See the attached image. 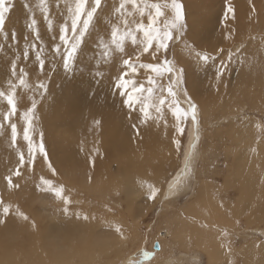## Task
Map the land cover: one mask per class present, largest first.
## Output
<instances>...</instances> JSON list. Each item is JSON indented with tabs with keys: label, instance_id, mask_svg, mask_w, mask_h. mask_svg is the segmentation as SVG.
I'll return each mask as SVG.
<instances>
[{
	"label": "rangeland",
	"instance_id": "rangeland-1",
	"mask_svg": "<svg viewBox=\"0 0 264 264\" xmlns=\"http://www.w3.org/2000/svg\"><path fill=\"white\" fill-rule=\"evenodd\" d=\"M115 1L119 5L120 0ZM199 1L180 0L184 5L186 34L195 41L199 50L212 53L214 58L206 64L199 62L182 45L171 50L168 55L170 60H175L178 66L185 69L181 88L187 90L188 95L198 107V123L193 125L189 119L184 124V134L178 136L175 131V118L165 109L168 120L161 152L163 148L165 150L158 161L160 169L153 167L163 176L153 172L155 174L152 173V180H142L143 183L138 185L141 188L140 191H137L135 185L130 187L129 195L122 191H114L111 196H92L87 208L82 205V201H87V195L82 196L80 201L79 197H71L76 205L79 204V207L70 208L67 214L42 211L39 213L41 218L38 225L44 231L46 229L51 231L56 225H62L63 229H68L67 226H69L70 230L63 232L62 235L69 242L71 234H80V230L71 226L73 222L78 229L80 226L85 230L90 228H94V231L99 230V233L94 234L95 237H93L97 245H94L92 251L97 256L91 264H134L137 261L139 264H164L165 261H168L167 264H264V82L255 81V74L253 81L249 80L252 76L246 78L245 65L249 61L243 56L245 49L256 47L255 52L264 60V32L256 33L257 42L247 41L250 37L242 36L241 39L231 41L227 32L228 19L224 18V13L231 2L201 0V3ZM21 2L22 0H11V11L6 14L3 32L7 33V37L0 33V45H3V50H0L1 64L13 60V54L17 52V49L21 50L25 46V42L15 43L12 39L13 35L19 31L31 32L29 28L31 19H28L25 13L24 18L19 19L22 14L20 13L22 12ZM147 2L170 3V0H147ZM214 19L218 20L217 26L215 29H209L208 23L214 22ZM45 26L46 22L43 19L37 20L38 30H42ZM191 31L194 33L192 34ZM202 33L203 37L199 39L198 35ZM42 46L44 56L48 60L50 58L48 53L52 49L48 50L45 43ZM82 48L83 54L72 72L65 73L62 64H56L55 72H49L50 79L55 80L59 86L73 85V94H79V112L70 116L69 128L77 127V120L85 115L99 111L103 116L120 120L118 124L121 129L126 135L131 132L130 138L132 141L135 140L134 136L143 134L142 129L149 123L142 124L138 118V112L125 111L121 107L111 110L97 101L106 85L108 96H113L114 100H123L118 94H114L116 89L113 86L117 75L121 72L120 62L112 59L111 63L105 66L89 56L95 55L98 49L90 48L88 44L82 45ZM230 54L233 57L230 66L217 82L216 70L221 64L228 63ZM254 60L260 61L259 58ZM253 61L247 66L249 73L260 70L259 65L254 64ZM141 62L153 61L146 54L141 57ZM104 66L108 69L113 67L114 72L112 74L103 72L104 75L97 76V71ZM133 79L138 83L145 82L144 71L139 70ZM163 83L166 84L167 81L164 80ZM58 91L61 90L58 89ZM106 95L104 94L103 97ZM178 99L181 107L187 108L182 94L178 96ZM36 102L40 104L42 101ZM119 105L117 104L116 107ZM15 118L16 116H12L10 122ZM18 123L19 130L23 132L25 125L22 119ZM0 125H3L0 133L4 134L3 130L8 127V124L5 122ZM175 139L180 141V151H177V145L173 142ZM44 147L46 149L45 143ZM187 148L193 150L189 160L191 171L188 173L184 186L180 187L175 195H169V184L181 175V170L185 167ZM62 154L63 152L58 153L57 158ZM136 156L144 158L142 154ZM6 159L8 162L5 161L0 168V183L8 184L6 177L16 169L18 162ZM114 161L111 159L107 163L108 174L116 182L121 183L125 175L120 172L117 164L119 162ZM50 162L53 161L50 160ZM100 163L103 164V161L100 160ZM42 165L47 166L43 159L37 156L30 169L25 168L21 171H26L25 175L27 171H30L32 179L36 180L40 179L34 178V175L50 178L49 174H43L40 170ZM63 169L69 174V165H65ZM18 178L12 176L13 183H16ZM60 179L69 182L64 176ZM149 184L159 189L155 200L148 199ZM24 189L27 190L28 187ZM126 199L131 206L135 221L133 219L129 221V227L132 228L124 232L126 239L123 240L119 233L112 234L110 231H115L117 225L123 226L118 223L127 225V222L124 223L120 219L128 212ZM34 202L40 207L38 200ZM115 202L118 203L114 204ZM51 205L58 206L55 202ZM32 210L35 213L37 209ZM2 214L3 206L0 205V216ZM77 214L80 218H77ZM166 214L176 219L172 220L170 226L164 222L163 218ZM85 215L89 217L88 220L83 219ZM98 221L102 228H98ZM109 223H113L114 226L108 227ZM165 226L168 232L165 237H162L160 232ZM175 227H179L181 232L179 233V228ZM1 228L0 226V234L3 232ZM62 237L55 240V236L54 238L49 236L48 240L50 243L56 242V247L51 245L49 250H46L49 251L47 257L51 256L53 259L56 253L62 259L61 256L66 254L67 248L72 252L70 246L62 241ZM144 252L152 254L148 260L144 259Z\"/></svg>",
	"mask_w": 264,
	"mask_h": 264
},
{
	"label": "bare ground",
	"instance_id": "bare-ground-1",
	"mask_svg": "<svg viewBox=\"0 0 264 264\" xmlns=\"http://www.w3.org/2000/svg\"><path fill=\"white\" fill-rule=\"evenodd\" d=\"M228 1L231 2L230 6L234 10V13L229 14L227 24V26H229L227 32H231V36H229L231 41L238 38L241 39L242 36L243 38L250 37L247 38V41L253 40L254 42H257L255 40L256 33L264 32V0ZM39 2L40 0H22V12H20L22 14L19 19L21 20L24 18V13L27 17H29L28 19H31L33 15H35V18L38 21L43 19V14L40 12L38 7ZM46 2L49 6V15L53 20V31H49L46 24L42 30H39L41 36L39 41L33 38L32 32H17L15 35L17 38L15 43L25 42V46L21 50L17 49V52L13 54V60L17 55L20 56L17 71H19V68L21 67L25 69L28 73L26 79L31 89H34L40 81H43V83L47 85V91L44 93L42 98L40 95L35 94L33 90L17 88L15 97L17 113L13 115L16 116V118L12 122L17 124V128L19 127L20 124L18 121L21 119L23 111H25L27 107L31 106V101L34 95L36 101H42L40 104H37V119L34 121L33 125L35 129L33 139L37 144H39L40 134L42 133L44 135L46 151L49 159L53 161V167L56 169L57 175L52 176L48 167L45 165H42L40 170H42L43 174L50 175V178L47 179H52L54 183L63 185L65 188L64 195L68 198L71 199V197H79L78 200L80 201L82 196L87 195V201H82L83 207H89V202L92 196H111L114 191H122L126 193V195H129V188L134 187V185L137 187V191H140L141 188L138 185L143 183L142 180H152L153 176L151 175L153 172L158 173L159 176L161 174L153 167L160 169L158 161L161 159V153L165 150L163 148V151L161 152L166 132L164 122L161 121L159 124H156L151 120L148 121V126L142 129L143 134H136L134 136L135 140L133 141L132 138H130L132 133L128 132L126 135L121 129L118 124L120 120H116L113 117L103 116L99 111H94L85 115L82 119L77 120V127L73 129L69 128L70 123L68 120L70 116L79 112V94H73V85L63 87L61 85L59 86L53 79H45V76L39 70L38 62L35 60L34 51H30L29 58L27 60L23 59L22 51L26 48V40L28 43H35L37 45V51L40 50L44 43L49 50L53 48L52 45L59 42V24L69 19L68 7L74 6L75 0H69L67 2H64L63 0H46ZM109 2L110 4H108ZM111 2L113 4H111ZM26 5L29 7H26ZM118 6L119 5L116 4L115 0H102L103 10H98V15L94 19L95 27L92 29V35L87 38L88 46L90 48L98 49L95 55L89 56L94 61L100 62L105 66L110 64L112 60L106 63L101 59L99 55L100 49L97 47V44L101 37L106 40L110 39L111 27L115 23V9ZM196 7H198V5ZM204 9L206 10V7ZM220 13L223 15L222 12H219V14ZM144 20L147 22V18ZM196 20L198 21V19ZM145 21L144 23H146ZM217 23L218 20H215L212 23L209 22V29H215ZM203 29H205V27ZM191 33L193 34L194 31H191ZM198 37L201 39L200 37H203V33L198 35ZM255 50L257 51V48L252 47V49L248 48L244 51L243 56L247 57L246 60L249 61L245 65V76L246 78H248V76H252L249 80L253 81V76L255 74V81L264 82V60L258 56ZM50 53L51 52L48 53L49 56ZM258 58L261 62L254 60ZM13 60L11 59L9 62L3 64L0 63V91H8V81L12 79L11 65ZM50 60L51 57L48 60L45 59L44 72L46 73L50 72L52 66ZM113 60L119 61L118 58H113ZM252 61L254 64L259 65L260 70H254L249 73L247 71V66ZM56 64H61V62L58 60ZM187 64H190V62H187ZM105 66L97 72H108L110 74L114 72L113 67L108 69L105 68ZM241 71L243 73L242 69ZM15 82L18 83V81ZM106 88L107 85L105 86V90L101 97L97 101L111 110L121 107L125 111H128L129 109L122 103V100L118 99L120 100V102H118V100H114L112 98L113 96H108ZM58 89L61 91H58ZM104 94L107 95L103 97ZM117 104L120 105L116 107ZM9 111L10 109L7 105L6 99L0 98V123H5L4 115L9 113ZM165 119L166 121L168 120L167 114L165 115ZM3 132L4 134L0 133V168L4 165L5 161L8 162L6 158L18 162V153L20 151H23L25 155H27V145L23 141V132L19 130V128L17 147L15 149L10 145V128H5ZM62 152L63 154L57 158V154ZM189 152L192 154L193 150L189 149L187 153ZM137 154H142L145 159L143 157L138 158L136 156ZM165 155H167V153H165ZM111 159L119 162L117 164L120 167V172L125 175L124 180L121 183L116 182L113 178L109 177V167L107 166V163H109V160ZM100 160L103 161V164L100 163ZM65 165H69V174H67L63 169ZM25 172H22V176L15 181L19 185L21 184L19 188L10 190L6 182L0 183V200H2L5 205L12 206L7 216H4L3 214L0 216V220L4 221L3 223H0V226L2 227L1 230L3 231L0 234V264H91L94 262V257L97 256V254L93 253L92 249L94 248V245H97V242L93 237H95L94 234L99 233V230L94 231V228H90V230L87 228L88 230H85L80 226V229H78V227H76V223L73 222L71 226L80 230V234H71L69 237L70 242L66 238L62 237L63 232L70 230L69 226H67L68 229H63L62 225H56V227H54L51 231H48L47 229L45 231L42 230V227L38 225L40 222L39 219L41 218L39 213L42 211L53 214H62L64 213L65 206L62 203V200L57 198L54 193L41 191L37 187V185L40 184V180L32 179L30 171H27L26 175ZM61 176L67 178L69 182L61 180ZM34 178L40 179L41 176L34 175ZM146 186L147 185L145 184V187ZM24 187H28V189L25 190ZM35 200H38L41 204H39L40 207L35 205ZM50 202H55V204H58L59 207L57 205H51ZM116 203L118 202H115L114 204ZM75 206L79 207V204L76 205L72 201V204L68 205V210ZM116 207H119V205H116ZM17 208L29 217L28 221H24L16 215L15 210ZM32 209L37 210L34 213ZM127 211L128 212L120 217L122 222H127V225L118 223L123 225L122 227L120 226L123 229V233L128 232V229L132 228L129 227V221L132 219L135 221V217L131 213V206L129 203ZM163 219L168 226L171 225L172 220H176L172 219L168 214L164 215ZM52 220L53 218L51 221ZM33 224L35 227H33ZM111 225L114 226L113 223H109L108 227H111ZM97 226L98 228H102L99 221ZM108 231L110 230L108 229ZM110 232L112 234L117 233L116 231ZM167 232L168 228L165 226L163 231L160 232V236L165 237ZM180 232L181 229L179 228V233ZM49 236L53 238L55 236V240L62 237V241L70 246L72 252H70V249L67 248L66 254L61 256L62 259H60V255H57L56 253L53 259H51V256H48L50 258L49 259L47 257V255H49V251L46 250H49L51 245L56 247V242L51 241V244L50 240H48ZM104 244L102 245L104 246ZM79 245L82 247L80 246L79 248ZM101 250H103V248H101ZM60 253L63 254V252ZM167 263L168 261L164 262V264Z\"/></svg>",
	"mask_w": 264,
	"mask_h": 264
},
{
	"label": "snow or ice",
	"instance_id": "snow-or-ice-1",
	"mask_svg": "<svg viewBox=\"0 0 264 264\" xmlns=\"http://www.w3.org/2000/svg\"><path fill=\"white\" fill-rule=\"evenodd\" d=\"M11 0H0V33L5 38L7 33L3 32L6 14L10 13ZM130 6V7H129ZM26 7H29L26 5ZM39 10L43 14V20L47 24L49 31H53V20L49 15V6L46 0H40ZM98 10L102 11V0H75L74 6L68 7L69 19L59 24L58 43H55L50 53V63L52 65L50 72H55L56 63L59 60L62 64L65 73H70L75 68L76 62L83 54L82 45L87 44V38L92 35V29L95 27L94 19L98 15ZM34 12V10H33ZM115 23L111 27L110 39L101 37L97 47L100 49V57L104 62H110L113 58H118L121 64V72L117 75L114 82L116 93L123 98L122 103L129 109L130 112H138V118L142 124L148 121H153L159 124L164 122L165 128L167 121L165 119V109L171 112L175 118V131L178 136L185 132L184 124L189 119L193 125L198 123V107L192 97L188 95L186 89H182L181 85L184 81L185 69L177 65L175 60H170L168 55L171 50L176 47L183 46L188 49L189 53L194 55L197 61L208 63L213 60V54L207 51L198 49L195 41L192 40L185 30L184 5L180 0H170V3H148L147 0H120L119 6L115 9ZM147 13V23H144V17ZM234 13L231 6L225 12V20L229 18V14ZM29 28L33 34V38L37 41L41 39L40 32L37 28V19L35 15L31 18ZM231 36V32H229ZM13 40L16 36L13 35ZM55 39V37H54ZM191 41V42H190ZM0 50H3V45H0ZM30 51L35 52V60L39 64L40 72L45 76V79H50V74L44 72L45 57L44 49L41 46L37 51L35 43H28L26 40V48L23 52V59L29 58ZM145 54L151 58V61L141 62V57ZM233 57L228 56V63L221 64L216 70L215 79L220 81L225 74ZM20 56L17 55L11 65V77L8 81V91H0V98H5L9 106V113L4 115V121L7 122L10 128V145L14 149L17 147L18 128L15 122H10V117L17 113V104L15 103L17 88H25L33 90L35 94L43 98L47 91V85L40 81L34 89H31L26 77L28 73L24 68H19L17 71ZM139 70H143L146 76V81L138 83L133 79ZM97 76L102 73L97 72ZM166 80L167 83H163ZM15 81H18L16 83ZM182 94L184 101L187 103V108H182L179 103L178 96ZM37 102L35 95L32 98L31 106L23 111L21 119L24 123L23 141L27 145V155L23 151L18 153V164L11 175L6 177L8 188H19L18 183H13L12 176H22V169H30L34 165L37 156L41 157L52 176H56V169L48 159L47 151L43 143V134H40V142L37 144L33 139L34 121L37 119ZM135 127V125H133ZM3 125H0V129ZM177 145V151H180V141H173ZM194 148V146H193ZM191 153H185V167L181 170V175L177 176L172 183L169 184V195H175L180 187L186 183L188 173L191 171L189 167ZM37 187L44 192L54 193V195L62 200L64 204V212L67 214L68 205L72 203L71 199L64 195L65 188L63 185L54 183L52 179H46L43 176L40 178V184ZM159 193L154 185H148V199L155 200ZM0 205L3 206V215L7 216L10 212L11 205H5L0 200ZM16 215L28 221L29 217L21 212L18 208L15 210ZM77 218H80L77 214ZM83 219L88 220L87 215ZM0 220V223H3ZM33 227L35 225L33 224ZM115 231L126 239L123 229L120 226H115ZM227 235V233H225ZM149 252H144L145 260H148ZM139 264V262H134Z\"/></svg>",
	"mask_w": 264,
	"mask_h": 264
},
{
	"label": "water",
	"instance_id": "water-1",
	"mask_svg": "<svg viewBox=\"0 0 264 264\" xmlns=\"http://www.w3.org/2000/svg\"><path fill=\"white\" fill-rule=\"evenodd\" d=\"M156 248H158V244H156Z\"/></svg>",
	"mask_w": 264,
	"mask_h": 264
}]
</instances>
